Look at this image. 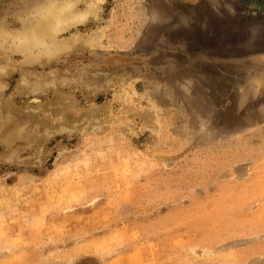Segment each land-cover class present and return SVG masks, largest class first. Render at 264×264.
Wrapping results in <instances>:
<instances>
[{"label": "rangeland", "instance_id": "374dc122", "mask_svg": "<svg viewBox=\"0 0 264 264\" xmlns=\"http://www.w3.org/2000/svg\"><path fill=\"white\" fill-rule=\"evenodd\" d=\"M53 1L0 0V264H264V0Z\"/></svg>", "mask_w": 264, "mask_h": 264}, {"label": "bare ground", "instance_id": "6f19581e", "mask_svg": "<svg viewBox=\"0 0 264 264\" xmlns=\"http://www.w3.org/2000/svg\"><path fill=\"white\" fill-rule=\"evenodd\" d=\"M50 3L45 5L44 10H38V13L44 15L46 25L50 26V33L51 29L53 30V27L54 30H60V27L67 25L68 22H80L86 16V13L78 12L73 9L74 0H67L63 3H57L55 1ZM41 27L42 28H40L39 31L25 29V31H22L15 36L14 38L18 42L17 47L22 48L24 51H31L33 48L38 49L39 47H45L47 50L53 52L49 45L43 44V37L45 38L49 34L48 31L45 30L44 25Z\"/></svg>", "mask_w": 264, "mask_h": 264}]
</instances>
